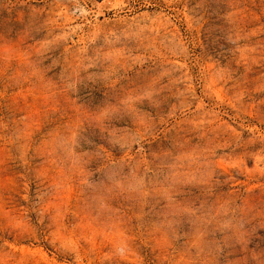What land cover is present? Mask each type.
Returning <instances> with one entry per match:
<instances>
[{"label": "rangeland", "instance_id": "374dc122", "mask_svg": "<svg viewBox=\"0 0 264 264\" xmlns=\"http://www.w3.org/2000/svg\"><path fill=\"white\" fill-rule=\"evenodd\" d=\"M0 264H264V0H0Z\"/></svg>", "mask_w": 264, "mask_h": 264}]
</instances>
